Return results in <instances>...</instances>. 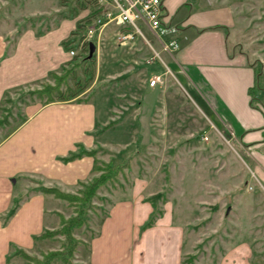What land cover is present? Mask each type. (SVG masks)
Segmentation results:
<instances>
[{"label": "crops", "instance_id": "obj_1", "mask_svg": "<svg viewBox=\"0 0 264 264\" xmlns=\"http://www.w3.org/2000/svg\"><path fill=\"white\" fill-rule=\"evenodd\" d=\"M120 1L128 5L126 0ZM162 1L163 22L170 30L163 38L175 40L177 47L164 49L162 38L155 35L144 18L134 21L138 33L133 42L113 44L116 31H135L134 25L126 20L108 22L99 34L103 33L105 44H96L94 50V83L108 78L112 74L109 68L118 65L115 79L127 86L122 87L118 97L128 101L133 97L139 102L132 110L134 124L125 125L136 127L144 137L141 140L146 139L143 142L155 143L158 93L169 71L201 111L205 113L204 107L214 111L226 126L225 135L244 150L253 164L249 168L264 189V94L263 89L256 92L258 105L250 104L248 90L257 70L246 52L230 50L228 46L229 31L238 20L235 6L218 0ZM63 8L60 0H0V12L5 10V15L0 14V105L6 94L41 86L51 71L58 72L69 62L72 56L62 40L75 28L76 17L61 16ZM87 12L84 9L78 17ZM29 17L37 18L23 25ZM7 22L12 25L6 27ZM216 25L226 26L227 30ZM154 53L159 63L158 58L147 61ZM154 63L164 67L163 71H153ZM155 74H162L163 79L150 85ZM186 86L196 90L197 98ZM107 101L31 100L23 106L24 119L0 136V264H10L15 255L9 260L7 255L15 244L31 247L43 239L34 238L35 234L47 226L55 228L45 224L48 214L50 222L60 223V211L46 204L53 194L37 190L38 185L73 191L90 178L93 155L69 161L59 156L75 149L79 142L86 148L104 144L98 137L105 135L108 128L98 134L96 124L100 115L108 112ZM122 124L110 127L121 130ZM134 200L141 205L150 203L137 197ZM132 201L113 202L102 217L99 232L90 237L89 264H181L185 252L183 231L171 224L168 215L164 217L165 212L152 226L137 233L138 221L133 224L127 220L136 205ZM14 203L16 211L5 220L4 215ZM226 248L217 264H263L262 253L254 254L246 245Z\"/></svg>", "mask_w": 264, "mask_h": 264}, {"label": "rangeland", "instance_id": "obj_2", "mask_svg": "<svg viewBox=\"0 0 264 264\" xmlns=\"http://www.w3.org/2000/svg\"><path fill=\"white\" fill-rule=\"evenodd\" d=\"M218 2L235 6L238 20L229 31L228 46L230 50L246 52L259 75L257 92L263 89L264 94V0H218ZM1 11L0 14L5 15V10ZM7 23L6 27L12 25L11 22ZM103 36L102 33L99 39L97 38V44H105ZM118 43L116 31L113 44ZM153 43L157 44L155 41ZM83 44L75 49L78 58L68 62L66 67L83 61V56L88 52V46ZM159 60L158 58V63ZM117 67L119 66L109 68L110 73L114 75L111 74L97 83H94L93 79L79 94L86 97L92 93L90 99L110 102L107 101L108 112L100 115L96 130L108 121H113L111 126L119 122L122 124L124 121L121 130L118 126L110 127L107 131L104 130L105 135L98 137L103 139L104 144L97 143L96 146L103 148L97 157L108 160L122 149L127 150V155H132L131 163L120 175L119 181L107 183L100 188V194L109 199V202L103 203L107 214L115 201L123 199L132 201L135 197L143 200L145 196L157 191H165L168 198L165 204L158 202L155 206L150 202L141 205L136 202L137 200L132 201L136 205L132 207L127 220L133 224L138 221L137 233L140 234L142 231L141 224L154 217L161 209V216L166 212L164 217L169 216L171 224L183 231L184 253H195V261L198 264H217L225 248L228 246L231 249L236 244L248 246L254 254L262 253L260 259L264 264V189L255 180L250 169L253 164L245 156L244 150L225 135L223 130L226 126L214 111L209 107H204L206 114L201 111L186 96L169 71L158 93L156 113L158 124L155 130L157 140L155 143L143 142L146 139L141 140L143 135L136 127L125 125L134 124L132 110L139 102L133 97L129 101L123 97L119 98L118 92L127 86H124L121 80L115 79ZM95 68L97 69L96 61ZM163 69L164 67L154 63L153 71L162 72ZM61 71L62 68L58 72ZM81 71V67H76L74 72L76 78L84 77ZM45 82H53L51 75L42 83ZM74 82L75 79L71 78L67 83L75 86ZM185 88L193 98H197L196 90L190 88V91L187 86ZM29 89L13 90L3 98L0 119L8 116V122L0 124V136L21 121L24 102L33 100L28 93ZM31 191L30 188L29 195ZM48 198L50 199L46 204L50 209H56L62 212V215L73 213V208L66 200L54 195H49ZM96 212L90 211L87 223L75 229L76 236L86 243L78 246L72 256V264H89L90 237L99 232L103 215L100 209ZM47 216L46 225L59 226L57 220L52 223L49 218L51 215ZM61 238L63 237L43 238L35 241L31 247L18 244L15 246L38 255L41 251L59 248ZM10 264H26V260L21 255H15ZM53 264L63 263L57 261Z\"/></svg>", "mask_w": 264, "mask_h": 264}, {"label": "trees", "instance_id": "obj_3", "mask_svg": "<svg viewBox=\"0 0 264 264\" xmlns=\"http://www.w3.org/2000/svg\"><path fill=\"white\" fill-rule=\"evenodd\" d=\"M60 5L64 8L60 11V15L63 17H76L75 28L62 40V45L66 50L72 48L76 49L79 47L81 40L86 36L87 27L93 22V20L102 16V7L100 6L98 0H60ZM87 9L88 12L78 17L79 13ZM37 17H29L23 25H27L28 22L35 21ZM216 27H223L227 30L226 26L216 25ZM96 34L91 38V41L96 43ZM233 52H230L232 55ZM89 54V44L88 52L83 56L82 62H75L70 67L63 66L61 72L51 71L49 75L53 78V82H45L38 88H30L28 93L33 98H39L43 103H48L56 100H69L72 98L78 101H87L90 99V95L86 97H81L79 94L83 91L88 83L92 81L95 77V53L91 56ZM78 58L77 54H74L69 62H73ZM76 67L82 68L83 78H76L75 69ZM258 73L256 72L254 84L249 87L250 94V104L252 106H257L258 97L256 96L258 88ZM75 79V86L68 84L69 79ZM31 98V99H32ZM30 102V101H29ZM25 101L24 104L29 103ZM24 119L22 116L21 120ZM8 122V116L0 119V124L3 125ZM113 124V121H108L106 124L100 126L97 132H102L109 128ZM103 148L99 146L86 148L83 143H77L76 148L70 150L67 154L59 156V159L63 161H69L83 155H93L94 163L92 166V174L90 178L81 182L80 186L77 187L75 191L62 190L57 186H45L40 184L37 186V190L51 193L55 197L64 199L73 208V213L68 216L62 215L60 212V224L55 228H43V230L34 235V238H57L61 236L63 238L60 240L59 248H52L41 251L38 255L31 254L24 248L14 246L12 251L7 255V260L10 259L12 255H21L25 258L26 264H53L57 261L63 264H72V256L74 255L76 249L80 244H85L86 242L77 237L75 234V229L84 226L89 219V212L94 211L97 213V209H100L103 213L101 217L107 215V210L103 207V203L109 199L100 194V188L107 183H114L118 180L119 176L124 173V170L129 167L131 163V154H126V149L120 150L115 157H110L108 160H100L97 158V153ZM145 201L151 202L152 205H157L158 202L164 204L167 202V194L165 191H157L153 194L145 196L143 198ZM100 201V202H97ZM109 202V201H108ZM17 208V204L8 210L4 215V219L7 220ZM162 215V210L159 209L158 212L149 220L144 221L140 230L152 226L157 218ZM195 253H184L182 257V264H198L195 261Z\"/></svg>", "mask_w": 264, "mask_h": 264}, {"label": "built area", "instance_id": "obj_4", "mask_svg": "<svg viewBox=\"0 0 264 264\" xmlns=\"http://www.w3.org/2000/svg\"><path fill=\"white\" fill-rule=\"evenodd\" d=\"M100 6L102 7V16L96 17L93 22L87 27L86 36L81 40L79 45L88 46L91 41V38L96 34L99 39V34L102 31L103 27L108 23L115 21L117 23L129 21L134 25V30H122L117 34V38L120 43H129L135 40V35L138 33V28L135 26V20L137 18H144L155 35L161 39L163 48L170 50L171 48L177 47V42L173 39L166 40L164 35L167 34L170 30L164 24L162 18V0H126L127 6H123L120 0H112L111 3L106 2V0H98ZM97 44V43H95ZM70 56L76 54L74 48L68 50ZM158 54L154 53L150 58L147 59L148 62L157 59ZM163 79L162 74H155L149 81L150 85H155L158 82H161Z\"/></svg>", "mask_w": 264, "mask_h": 264}, {"label": "water", "instance_id": "obj_5", "mask_svg": "<svg viewBox=\"0 0 264 264\" xmlns=\"http://www.w3.org/2000/svg\"><path fill=\"white\" fill-rule=\"evenodd\" d=\"M96 48V44L93 41H90L89 43V56H91L94 53V50Z\"/></svg>", "mask_w": 264, "mask_h": 264}]
</instances>
